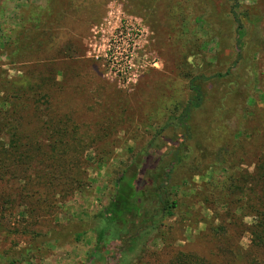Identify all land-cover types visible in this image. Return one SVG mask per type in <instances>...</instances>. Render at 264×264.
Masks as SVG:
<instances>
[{"label": "rangeland", "instance_id": "374dc122", "mask_svg": "<svg viewBox=\"0 0 264 264\" xmlns=\"http://www.w3.org/2000/svg\"><path fill=\"white\" fill-rule=\"evenodd\" d=\"M236 1L239 34L230 0H0V96L20 89L22 79L29 88L10 122L22 116L17 134L47 149L59 145L53 129L73 133L62 143L70 158L80 154L88 182L51 211L48 200L34 212L0 209V264L20 255L26 261L15 264H167L180 251L210 254L209 222L230 225L242 264H264L246 228L255 213L239 218L234 205L211 203L217 149L206 132L230 144L242 134L214 176L248 188L245 204L258 205L264 176V0ZM191 80L206 101L192 113L191 157L173 172L178 206L160 226L166 241L149 234L143 247L119 250V229L97 215L124 168L142 162L146 172L153 157L181 141L180 128L160 129L182 111ZM13 185L0 177V194L12 197ZM101 226L106 235L96 244Z\"/></svg>", "mask_w": 264, "mask_h": 264}, {"label": "trees", "instance_id": "16d2710c", "mask_svg": "<svg viewBox=\"0 0 264 264\" xmlns=\"http://www.w3.org/2000/svg\"><path fill=\"white\" fill-rule=\"evenodd\" d=\"M233 2L232 15L237 25V33L243 30L240 15L237 11L238 3ZM22 87L13 93H7L6 97L0 96V177L8 179L9 183L15 186L13 196L0 194V209H4L7 205L12 208L24 206L29 211H35L36 204L41 207L42 203H46L48 211L56 209L63 201L70 199L74 192L87 185L86 178L82 176L80 154L73 159L69 157L68 146L63 145L62 139H74V134H69L65 128L61 130H52L59 136V145L53 144L49 149L37 146V142L32 138H25L21 134H17L16 126L22 120V116L14 118V122L10 119L14 116L16 107L22 98H25L28 88V81H21ZM191 90L190 98L187 100L179 115L170 118L160 129L163 131L167 126L180 128L182 139L180 142L164 149L159 155L153 157L151 165L146 166V172L142 171V162H133L124 168L116 177L114 183V192L106 207L97 215L102 223L114 224L115 231L119 229L117 241L120 243L119 250L124 248L126 244L127 252L135 248L134 244H140L143 247V240L149 234L156 235L157 238L165 242V232L160 231L166 216H169L177 208L176 199L171 196V189L175 186L172 183L173 172L181 168L191 157L188 146L185 141L190 138L195 142V128L191 127L192 113L201 109L205 104V93L201 84L191 80L189 83ZM27 97V95H26ZM15 117V116H14ZM220 119V115L217 120ZM210 120V118L208 119ZM63 119H57L48 123V127L53 124L63 123ZM223 127L221 122L217 127ZM198 131H200L198 129ZM239 133V131L237 132ZM207 141L213 143V148L217 149L212 165L215 170L209 181L212 190L215 192L212 204L217 206H227L232 204L238 210V217H245L246 213H255V222L247 226L251 236L252 245L264 251V176L261 179L260 193L257 197V206L245 204L242 196L246 195L248 188L243 189L242 185H235L231 178L224 177L218 179L214 174L222 169L224 164H228L229 150L236 146V141L240 136L234 137L233 144L223 142L215 135L206 132ZM238 143V142H237ZM239 144V143H238ZM79 145L77 141L70 149ZM149 147L148 145L146 148ZM58 149V151H57ZM143 160V159H142ZM141 160V161H142ZM39 164L44 166L39 167ZM197 168L201 169L202 164L197 163ZM210 165V166H212ZM206 170V169H205ZM146 173L145 182L138 181ZM38 189H43V202L36 199L39 195ZM35 189V191H34ZM250 190V189H249ZM234 199V200H229ZM207 201V200H206ZM9 203V204H8ZM0 210V212H1ZM131 219V221H129ZM138 221L140 225L134 234L128 232L130 222ZM128 225V226H127ZM244 227V228H245ZM96 244L105 237L106 227L101 226L95 229ZM206 234L210 236L213 249L210 254L200 255L198 252H178L167 264H242L241 255L236 244L232 242L231 227L226 222L215 224L207 223ZM234 237V236H233ZM121 257L127 255L121 250ZM18 254V253H17ZM20 255V253L18 254ZM10 263L25 262L24 256H9ZM249 264H255L249 262Z\"/></svg>", "mask_w": 264, "mask_h": 264}]
</instances>
